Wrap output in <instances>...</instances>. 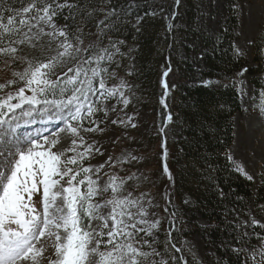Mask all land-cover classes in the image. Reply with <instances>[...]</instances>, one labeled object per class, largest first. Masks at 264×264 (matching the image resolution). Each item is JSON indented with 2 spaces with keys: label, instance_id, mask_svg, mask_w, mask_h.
<instances>
[{
  "label": "trees",
  "instance_id": "obj_1",
  "mask_svg": "<svg viewBox=\"0 0 264 264\" xmlns=\"http://www.w3.org/2000/svg\"><path fill=\"white\" fill-rule=\"evenodd\" d=\"M58 2H67L73 7L60 12L53 23L67 33L73 51L76 48L80 51L75 53L74 59L66 57L52 79L63 77L66 80L73 75L65 76L69 68L91 65L96 68V63L83 64V61L102 53L106 59L99 68L107 71H101L100 76L94 78V85L99 88L101 79L105 86L113 85L116 76L121 82V89L116 91L119 99L148 109L153 119L157 114L161 125L165 124L167 116L171 117L173 140L166 141L167 158L163 159L171 174L165 215L166 219L170 215V219L154 233L156 240L151 242L160 251V257H154L151 264L165 261L167 264H200L182 246L183 239L194 235L201 236L215 256L209 261L211 264H256L252 259L255 247L248 243H260L264 227L253 223L247 234L243 231L241 216L247 213L252 201L264 202V175L258 177L254 196V181L238 170L229 150L234 138L232 118L240 110L239 73L247 70L254 93L264 90L261 77L264 31L251 44L250 64L235 45L237 0L224 1L225 21L213 35L203 34L194 20L198 0ZM30 3L32 0H0V16H13ZM36 33L34 28L29 35ZM63 40L64 37L53 39L41 34L32 41L35 47L19 45L17 55L23 64L47 62L62 51L58 45ZM199 43L202 66L197 68L189 53ZM11 62L0 59V74ZM163 80L169 91L167 109L162 104ZM67 87L69 91L63 97L57 94L48 98L67 99L71 86ZM91 119L92 116L85 117L83 124L90 127ZM93 119L99 121V111ZM159 139L161 141V137ZM149 140L153 144L157 142ZM84 162L83 167L88 161ZM163 162L159 165L162 170ZM197 216L206 225L198 224ZM261 219L264 223V212ZM260 259L257 256V261Z\"/></svg>",
  "mask_w": 264,
  "mask_h": 264
},
{
  "label": "snow or ice",
  "instance_id": "obj_2",
  "mask_svg": "<svg viewBox=\"0 0 264 264\" xmlns=\"http://www.w3.org/2000/svg\"><path fill=\"white\" fill-rule=\"evenodd\" d=\"M72 7L58 0H32L22 12L7 18L0 16V59L5 63L9 59H21L17 55L19 45L35 47L32 41L37 36L29 35L34 28L39 30V34L53 39L64 37L58 45L62 51H58L56 56L47 62H27L28 66L23 72L13 73L15 80L0 84V92H5V89L23 83L16 91L0 96V117L16 113L26 105L29 108L20 115L28 118L43 116L50 110L47 107L40 110V105L51 106L61 113L67 110V115L62 117L66 128L61 131H67L73 138L66 151H53L60 144L59 138H45L42 142L32 140L23 147L15 145L8 153L0 151V157H3L0 159V264H40V260L46 258L47 249L38 245L45 239L52 241L53 255L56 257L54 260L48 258L49 264H145L150 255L159 253L141 251L135 246L136 237L141 232L151 236V230L157 228L159 222L148 224L144 219H135V215L144 217L147 212L139 208L138 213L134 214L130 209L138 208V202L119 198L124 181L117 183L119 178L111 176L106 186L101 188L99 181L88 175H98L100 170L83 167V162L90 158L94 149L92 145L85 147L81 132H95L99 125L84 126L82 111L86 109L87 117H91L98 109L92 104L82 103L81 98L87 100L89 91L95 94V91L103 90L101 94L107 93L109 96H115L118 91L106 89L102 79L99 89L92 88L93 78L99 77L101 71H107L99 68V64L106 59L105 55L101 53L94 59L83 61V64L96 63V68H69L65 76L68 73L73 75L66 80L63 77L52 79L56 68L65 62V58L74 59L75 53L80 51L79 48L73 51L67 33L57 29L53 23L60 12ZM41 25L51 27L54 31L44 32ZM25 28L27 31H24ZM67 86H71V94L67 99L48 98L57 94L63 97L69 91ZM163 86L167 89L166 83ZM29 92L31 95L26 94ZM123 103L126 106L129 101L125 99ZM12 119L19 117L13 115ZM168 119L171 121V117ZM8 123L10 121L6 118H0V128ZM166 158L165 151L163 159ZM237 167L243 173V169ZM164 172L171 179L166 164ZM109 190L112 198L106 204L92 202L102 192ZM109 206L111 210L104 216L100 210ZM92 221H100L101 230H96ZM137 225L148 226L141 228ZM105 237L103 247L107 250L102 251ZM257 256L261 258L259 261ZM252 259L256 264H264V250H257Z\"/></svg>",
  "mask_w": 264,
  "mask_h": 264
},
{
  "label": "rangeland",
  "instance_id": "obj_3",
  "mask_svg": "<svg viewBox=\"0 0 264 264\" xmlns=\"http://www.w3.org/2000/svg\"><path fill=\"white\" fill-rule=\"evenodd\" d=\"M224 1L198 0V9L194 20L203 34L213 35L217 33L224 23ZM236 14L235 45L237 50L244 54L251 64V44L257 35L261 31H264V0H237ZM40 27L44 28V32L54 31L51 27L45 25H41ZM56 28L58 29L57 26ZM36 32V36L41 35L38 29H36ZM197 45L193 48L195 50L192 49L189 53V57L194 62V66L200 68L202 66V47L200 43ZM27 66L28 64H23L20 59L12 61L8 66L9 68L0 74V84H6L10 80H15L16 78L13 73L23 72ZM90 68H94V66L86 67V69ZM88 74L90 76L91 72ZM249 77L246 69L239 73L241 81V86L239 87L240 110L232 118L234 138L229 155L232 161L240 166L244 173L254 181L253 195L256 196L258 177L264 175V90L254 93L253 87L249 82ZM261 77L264 83V73ZM115 78L114 84L105 86L106 89L113 91L121 89L120 79L116 76ZM83 79L84 77H82ZM163 85L164 82L162 81ZM22 86V82L17 83L11 88L5 89V92H2V96L7 92H14ZM92 88L93 90L99 89L94 85V78ZM102 91H95V94L89 91L87 93V100L81 98L82 103L92 104L95 108L99 109L97 110L99 111V121L97 122L93 119L97 113L96 111L92 116L90 126L96 127L99 125L98 130L95 132H81L86 142L85 147L92 145L94 149L84 167L100 170L98 175L95 173H89L88 175L92 176L93 180H98L101 188L106 186L111 176L119 178L117 183L121 180L124 181L119 198H127L138 202V208L130 209L132 213H138L139 208L147 212V215L144 217H140L138 214L135 215V219H144L148 224L159 222L157 228L151 230V236L141 232L136 237L135 246L146 253H160L159 250H156L154 242L152 243L151 241L156 240L154 233L158 229L163 228L167 219H170V215L167 219L165 217L167 205L169 204L167 194L170 181L164 170L159 168V165L160 161L163 162L165 151L167 152L166 141L170 142V140H173L171 121H169V116H167L165 124L161 125L157 119V114L153 119L148 109L143 110L134 103H128L125 106L123 103L125 99H119V94L116 93L115 96H109L107 93H104L102 95ZM26 94L31 95L30 92ZM168 95L169 91L163 86L162 104L165 109H167L166 99ZM113 99L115 102H113ZM40 106V108H49V111L54 113V115L46 120L36 116L32 118V122L37 119L43 122L45 120V123H48V125L45 128L24 129L22 133L16 135L17 138L15 140L11 137L8 138L7 133L0 130V151L8 153L15 145L23 147L32 140L42 142L45 138L49 140L59 138L60 144L53 151H66L70 148L73 138L67 131H61V129L66 128L62 117L67 115V110L61 113L58 109L51 106ZM25 108H29V106L26 105ZM23 111L24 109H18L16 113L6 114L3 118L7 119L9 116L15 115L19 119H28V117L20 115ZM82 115L87 117L86 109L82 111ZM113 121H116V123H113ZM132 125H135V127ZM84 126L86 127V123ZM149 138L153 141L157 140V142L153 144ZM96 149L99 151H96ZM83 150L80 149V151ZM69 155H72V153H69ZM2 158L0 157V159ZM162 167L164 169V162ZM168 182L169 186L166 189ZM111 198L112 193L109 190L102 192L92 202L106 204ZM36 200L38 202L39 197ZM110 210L109 206L100 211L104 216H107ZM263 212L264 202L259 201L255 203L252 201L249 204L247 213L241 216L242 228L245 233L249 234V228L253 223L264 227L261 219ZM196 222L200 225H206V222L198 216ZM91 223L96 230H101L100 221H92ZM147 226L137 225V227L141 228H147ZM103 230L107 231V229ZM104 242H106V237L102 241V244ZM248 244L255 247L254 252L264 250V238L260 243L249 242ZM250 245H248L249 248ZM182 246L197 263L211 264L209 261L215 259L212 251L206 247L203 238L199 235H194L191 239H183ZM38 247L47 249L45 252L46 258L41 259L40 264H49L48 258L56 259L53 255L54 249L52 248V241L50 239H45ZM101 250L106 251L107 249L101 246ZM210 255H213L212 258H209ZM154 257H160V254L150 255L145 264H151Z\"/></svg>",
  "mask_w": 264,
  "mask_h": 264
},
{
  "label": "bare ground",
  "instance_id": "obj_4",
  "mask_svg": "<svg viewBox=\"0 0 264 264\" xmlns=\"http://www.w3.org/2000/svg\"><path fill=\"white\" fill-rule=\"evenodd\" d=\"M250 48V47H249ZM41 107V106H40ZM46 108V107H45ZM28 108H24V111L27 110ZM44 108H40V110H42ZM50 112V111H49ZM49 112H46L43 116H38V117H42L44 118L45 120L46 119H49L51 118L54 113H49ZM49 115V116H48ZM7 120L10 121V123L8 124H5L2 128H0L1 131H4L7 133V136L8 138H13L15 140V138H17V136H13L12 135V132L10 131L11 129V122H16V126H19L21 128V132L22 133V130L24 129H32V128H35V127H39V121L38 120H34V122H32V118H28V119H16V120H13L11 116H9L7 118ZM54 127V126H53ZM52 127V128H53ZM6 146V145H5Z\"/></svg>",
  "mask_w": 264,
  "mask_h": 264
},
{
  "label": "water",
  "instance_id": "obj_5",
  "mask_svg": "<svg viewBox=\"0 0 264 264\" xmlns=\"http://www.w3.org/2000/svg\"><path fill=\"white\" fill-rule=\"evenodd\" d=\"M168 186H169V182H168V184H167V187H166V189L168 188Z\"/></svg>",
  "mask_w": 264,
  "mask_h": 264
}]
</instances>
